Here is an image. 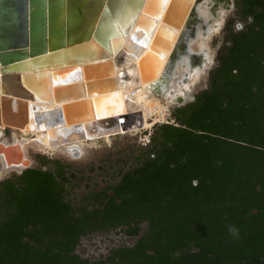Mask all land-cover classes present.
<instances>
[{
	"label": "trees",
	"instance_id": "1",
	"mask_svg": "<svg viewBox=\"0 0 264 264\" xmlns=\"http://www.w3.org/2000/svg\"><path fill=\"white\" fill-rule=\"evenodd\" d=\"M237 3L251 23L229 36L209 88L159 126L152 157L111 195L74 210L60 167L1 185L0 264H264V0ZM119 227L132 247L74 254L82 236Z\"/></svg>",
	"mask_w": 264,
	"mask_h": 264
},
{
	"label": "water",
	"instance_id": "2",
	"mask_svg": "<svg viewBox=\"0 0 264 264\" xmlns=\"http://www.w3.org/2000/svg\"><path fill=\"white\" fill-rule=\"evenodd\" d=\"M75 1L77 0H0V125L16 130L24 129L28 126L31 115L35 131L64 124L67 128H60L58 132L66 134L69 126L80 124L86 117L93 115L98 120L103 115L111 114L104 117V122L98 120L97 125L93 126L104 124L106 130L118 129L125 134L141 127L142 118L139 113L121 114L119 103L112 107V111L101 112L98 109V99L107 97L110 94L101 93H111L113 89V82L107 77L110 62L105 58L106 55L111 51L115 55L116 65L123 55L137 57L139 50L127 48L123 45V38L130 27H133L131 39L137 47L147 38L148 27L141 20V15H150L153 0H79L96 9L95 18L90 25H87L86 10L82 12L81 22L77 21L71 10ZM177 1L188 4L190 0ZM175 6L176 1L171 0L154 36L142 43H148V46L147 52L137 63L141 82L154 79L162 64L161 61L148 59V53L163 61L172 45L185 8L182 5L181 12L176 16ZM106 22H112V32L107 28ZM162 27L171 29L173 33L170 37L161 36ZM139 30L143 35L140 41L135 40L134 36V32ZM78 66L82 82L58 84L51 90L50 98L49 79L55 83V79L61 78L69 69H78ZM61 67L65 68L62 70ZM97 68L104 69L106 77L95 78L92 73ZM49 70L51 73L48 76ZM92 95V108L87 102L89 98L76 101ZM33 99L45 103H64L56 108L61 112L54 110L57 114H54L52 121L43 122L37 110L30 108V112L28 111L27 102ZM84 107L87 108L83 111ZM94 131L93 128L92 132ZM0 136H3V130H0ZM71 153L75 159L82 156L79 150H71ZM0 161V177L3 170L16 169L21 172L31 169L32 165L25 158L19 144L5 145L0 142Z\"/></svg>",
	"mask_w": 264,
	"mask_h": 264
},
{
	"label": "bare ground",
	"instance_id": "3",
	"mask_svg": "<svg viewBox=\"0 0 264 264\" xmlns=\"http://www.w3.org/2000/svg\"><path fill=\"white\" fill-rule=\"evenodd\" d=\"M170 1L171 0H167L166 6H162L161 0H153V9L150 15H141V20L147 24L148 27L147 38L144 39L145 41L148 42V40L154 36L164 15V10L169 5ZM175 1L176 16L181 12L182 5L185 6L183 10L184 16L177 32L174 34L172 45L167 54H165L163 61L160 60L158 56L148 53V59L152 58L153 60L162 62L161 68L154 79L147 82L140 81L137 63L141 56L147 52L148 43L142 45V43H144L143 40L137 47L135 42L131 39L133 27H130L126 31L123 38V45L132 50H139L137 57L133 58L123 55L118 65L115 64V55L111 51L106 55L107 57H105L110 62V69L107 77L111 78L113 89L111 93H105L110 95L98 99V109L101 112H109L112 111V107L115 104L117 105L119 103L122 110L121 114L139 113L142 118V125L129 134L150 130L164 120L169 106L182 105V103L185 102L192 87L200 81L203 73L211 66L212 57L208 48V43L220 32L225 17L223 10L227 9L231 2V0H190L188 4H184L182 1ZM220 4H223V6H220ZM172 33L170 28L162 27L161 29V36L163 38L170 37ZM134 36L135 40L139 41L143 38L140 30L135 31ZM64 68L65 67H61L60 69L63 70ZM80 71V66L75 70L69 69L61 78L55 79V83L49 79L50 98L51 90L55 88L56 85L82 82ZM50 73L51 71L49 70L47 75L49 76ZM41 95H43V93ZM93 96L94 95L89 97L84 96L76 101L89 98L87 102H89L90 108H92L91 98ZM63 103L64 102L54 104L53 101L45 103L33 99V101L27 102V107L29 112L30 108H32V110H37V114L42 117L43 122L44 120L48 122L53 120L54 114H57L54 113V110H60L56 108H60ZM86 108L84 107L83 111ZM90 111L92 112V109H90ZM59 114L61 115V113ZM110 115L111 114L107 116L103 115L102 118L98 120L104 122L106 119L104 117ZM86 118L87 119L80 124L77 123L73 126H69L66 134H59L58 130H60V128H67L64 124H59L58 126L45 130L39 128L40 130L35 131L33 120L30 115L28 126L24 129L16 130L0 125V130L5 128L9 129L11 132L10 140L0 136V142L5 145L19 144L25 158L31 162L27 157V151L29 149H35L43 154L60 152L72 158L71 150H79L81 155H83L84 148L88 143L93 144L99 140L108 142L113 136L126 135L118 129L106 130L107 128L103 127L104 124L98 127L93 126L97 125L98 121L93 115L90 118ZM93 128L95 129L94 132H92ZM0 165H2L1 161ZM8 172L19 171L16 169H6L2 171V175Z\"/></svg>",
	"mask_w": 264,
	"mask_h": 264
},
{
	"label": "rangeland",
	"instance_id": "4",
	"mask_svg": "<svg viewBox=\"0 0 264 264\" xmlns=\"http://www.w3.org/2000/svg\"><path fill=\"white\" fill-rule=\"evenodd\" d=\"M71 10L78 22H81L84 10L88 12L87 25H90L95 18L94 12L96 9L86 6L83 1H75L71 6ZM223 11L225 15L223 26L220 32L208 43L212 57L211 66L203 73L200 81L192 87L190 94L182 105L168 107L170 120L173 122L172 114L175 110L192 103L197 94L209 88L211 72L218 66L217 58L221 52L230 46L229 36L245 31L251 23L249 17L242 15L237 0H231L228 8ZM112 22L105 23L111 32ZM92 75L97 79H102L106 77V72L104 69L97 68ZM104 93L106 92L101 94ZM161 125L166 124L159 123L148 131L136 134L113 136L108 142L99 140L93 144L88 143L79 159L71 158L60 152L43 154L35 149H29L27 157L32 163L30 170L54 172L60 167L66 178L63 183L64 201L74 210H91L95 205L94 201L98 194L111 195V189L125 174L139 168L142 162L152 157L153 151L157 148L156 144L160 140L158 129ZM169 125H171V122ZM1 126L7 127L5 125ZM3 138L10 140L11 132L4 131ZM23 172H8L2 175L0 177V191L1 185L7 181H11L13 184L17 183V178ZM3 218V209H0V222ZM144 227L143 225L142 228ZM125 230L126 227H119L88 233L79 239L74 254L88 262L103 261L112 251L121 247L130 248L135 244L138 237L127 236Z\"/></svg>",
	"mask_w": 264,
	"mask_h": 264
},
{
	"label": "built area",
	"instance_id": "5",
	"mask_svg": "<svg viewBox=\"0 0 264 264\" xmlns=\"http://www.w3.org/2000/svg\"><path fill=\"white\" fill-rule=\"evenodd\" d=\"M170 122H171V125L174 123L173 121L170 120V114L168 111L167 114L164 116V120L161 123L169 125Z\"/></svg>",
	"mask_w": 264,
	"mask_h": 264
},
{
	"label": "snow or ice",
	"instance_id": "6",
	"mask_svg": "<svg viewBox=\"0 0 264 264\" xmlns=\"http://www.w3.org/2000/svg\"><path fill=\"white\" fill-rule=\"evenodd\" d=\"M161 4H162V6H166L167 0H161Z\"/></svg>",
	"mask_w": 264,
	"mask_h": 264
},
{
	"label": "clouds",
	"instance_id": "7",
	"mask_svg": "<svg viewBox=\"0 0 264 264\" xmlns=\"http://www.w3.org/2000/svg\"><path fill=\"white\" fill-rule=\"evenodd\" d=\"M229 232H230V233H234V232H235V229H234L233 227H230V228H229Z\"/></svg>",
	"mask_w": 264,
	"mask_h": 264
},
{
	"label": "flooded vegetation",
	"instance_id": "8",
	"mask_svg": "<svg viewBox=\"0 0 264 264\" xmlns=\"http://www.w3.org/2000/svg\"><path fill=\"white\" fill-rule=\"evenodd\" d=\"M220 5L222 6L223 4H220ZM4 131H9V129H4V130H3V133H4Z\"/></svg>",
	"mask_w": 264,
	"mask_h": 264
}]
</instances>
